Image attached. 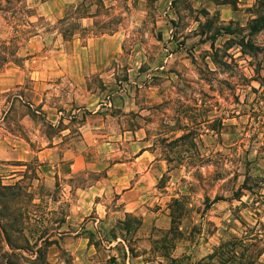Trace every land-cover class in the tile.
I'll use <instances>...</instances> for the list:
<instances>
[{
	"label": "rangeland",
	"instance_id": "obj_1",
	"mask_svg": "<svg viewBox=\"0 0 264 264\" xmlns=\"http://www.w3.org/2000/svg\"><path fill=\"white\" fill-rule=\"evenodd\" d=\"M262 14L0 0V69L25 73L0 87V123L33 151L0 162V264H264ZM54 147L81 167L45 175L34 152Z\"/></svg>",
	"mask_w": 264,
	"mask_h": 264
},
{
	"label": "crops",
	"instance_id": "obj_2",
	"mask_svg": "<svg viewBox=\"0 0 264 264\" xmlns=\"http://www.w3.org/2000/svg\"><path fill=\"white\" fill-rule=\"evenodd\" d=\"M64 6V5H63ZM25 81L24 69L19 66H4L0 69V87L6 88L14 85H19ZM28 116V115H26ZM59 118V117H58ZM3 119V118H2ZM1 119V121H2ZM58 151L57 147L47 149H39L37 156L40 158L41 165H39L43 170L44 174L47 175L51 172L52 168L56 167L55 173L58 175H66L77 171L81 166L80 157H82L81 152L74 154L75 159L73 161L64 160L56 166L52 164V157L56 156ZM33 151L29 148V144L20 135L12 131L9 127L5 125V122L0 123V162L6 161H27L32 157ZM147 150H142L136 159L142 160L146 155ZM61 159V160H62ZM134 161H128V163H133ZM125 164V163H119ZM114 165H118L115 163ZM113 165V166H114ZM135 190V187H127L124 189L123 193L131 192Z\"/></svg>",
	"mask_w": 264,
	"mask_h": 264
},
{
	"label": "trees",
	"instance_id": "obj_3",
	"mask_svg": "<svg viewBox=\"0 0 264 264\" xmlns=\"http://www.w3.org/2000/svg\"><path fill=\"white\" fill-rule=\"evenodd\" d=\"M262 28H264V14H262L261 16H257L251 21L249 25V31L256 32V31L261 30ZM214 201H217V200H214Z\"/></svg>",
	"mask_w": 264,
	"mask_h": 264
}]
</instances>
